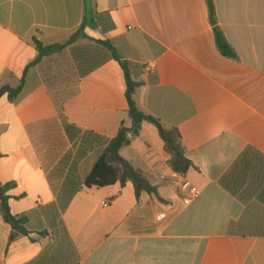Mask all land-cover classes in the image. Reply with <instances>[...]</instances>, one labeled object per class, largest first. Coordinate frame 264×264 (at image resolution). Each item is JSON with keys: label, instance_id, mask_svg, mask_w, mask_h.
Returning a JSON list of instances; mask_svg holds the SVG:
<instances>
[{"label": "crops", "instance_id": "0c3cea01", "mask_svg": "<svg viewBox=\"0 0 264 264\" xmlns=\"http://www.w3.org/2000/svg\"><path fill=\"white\" fill-rule=\"evenodd\" d=\"M214 5L239 61L218 50L207 0H0V90L25 76L15 101L0 98V182L14 184L10 211L29 232L0 213V264H264V0ZM86 12L114 29L87 27L31 66L35 40L66 44ZM97 41L142 84L138 108L181 133L200 190L191 205L147 123L121 155L161 200L131 183L85 186L105 149L95 135L132 128L125 73Z\"/></svg>", "mask_w": 264, "mask_h": 264}, {"label": "trees", "instance_id": "16d2710c", "mask_svg": "<svg viewBox=\"0 0 264 264\" xmlns=\"http://www.w3.org/2000/svg\"><path fill=\"white\" fill-rule=\"evenodd\" d=\"M207 4L210 13V20L214 27V36L218 50L226 58L239 61L238 54L228 42L223 31L217 25L214 0H207ZM97 23L105 32L111 31L115 27L108 15L97 14L94 12L88 14L86 12L82 26L66 44L45 46L43 43L35 40L39 57L31 66L37 65L44 57L58 53L65 47L73 44L77 38L84 34V31L87 27L95 26ZM97 42L104 46L111 53L112 58L120 64L125 73L127 85L126 100L129 107V116L132 120V128L128 129L122 124L117 136L111 140L93 134L99 139L100 144L105 146V149L94 165L91 173L86 178L85 186L87 188H106L120 184L121 187H125L127 184L131 183L135 188L137 198H139L141 194L147 193L149 195L156 196L159 200H161L158 196L157 187L153 186L149 182L142 171L135 169L130 162L123 158L121 151L124 148L130 146V136L136 130H138L139 127L145 123L150 124L157 129L159 136L165 145V151L170 156L168 162L169 167L175 173L185 177L193 168V164L186 156V149L182 135L178 129L167 128L158 118L148 115L138 108L135 95L142 84L132 79L129 64L122 61L116 49L110 42ZM26 72L27 70L25 71V74ZM24 83L25 76L23 77L21 85L18 88L13 89L9 86L3 87L0 90V98L4 95H7L10 100L15 101L21 94ZM13 187L14 184L4 185L2 182H0V213L3 215L5 222L8 223L14 231L18 232L20 235L28 236L29 232L26 229L27 219L25 217H16L10 211V197L7 196V193Z\"/></svg>", "mask_w": 264, "mask_h": 264}, {"label": "built area", "instance_id": "2783aa9c", "mask_svg": "<svg viewBox=\"0 0 264 264\" xmlns=\"http://www.w3.org/2000/svg\"><path fill=\"white\" fill-rule=\"evenodd\" d=\"M144 68L147 72L153 73L157 66L155 63H149ZM161 179L166 180L167 178L162 176ZM172 179L178 185V194L185 206L191 205L200 196L199 188L188 178L173 172ZM108 206V204H104V207Z\"/></svg>", "mask_w": 264, "mask_h": 264}, {"label": "water", "instance_id": "95a60500", "mask_svg": "<svg viewBox=\"0 0 264 264\" xmlns=\"http://www.w3.org/2000/svg\"><path fill=\"white\" fill-rule=\"evenodd\" d=\"M139 129H140V127H139ZM139 129H138V130H139ZM138 130H136V131H135V133H137V132H138Z\"/></svg>", "mask_w": 264, "mask_h": 264}]
</instances>
